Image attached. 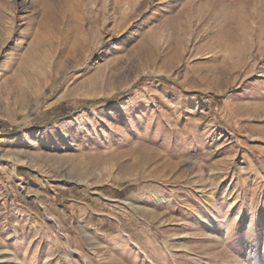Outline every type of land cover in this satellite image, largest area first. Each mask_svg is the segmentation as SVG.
Listing matches in <instances>:
<instances>
[{
  "label": "rangeland",
  "instance_id": "1",
  "mask_svg": "<svg viewBox=\"0 0 264 264\" xmlns=\"http://www.w3.org/2000/svg\"><path fill=\"white\" fill-rule=\"evenodd\" d=\"M0 264H264V0H0Z\"/></svg>",
  "mask_w": 264,
  "mask_h": 264
},
{
  "label": "trees",
  "instance_id": "2",
  "mask_svg": "<svg viewBox=\"0 0 264 264\" xmlns=\"http://www.w3.org/2000/svg\"><path fill=\"white\" fill-rule=\"evenodd\" d=\"M2 123H0V125H1Z\"/></svg>",
  "mask_w": 264,
  "mask_h": 264
}]
</instances>
